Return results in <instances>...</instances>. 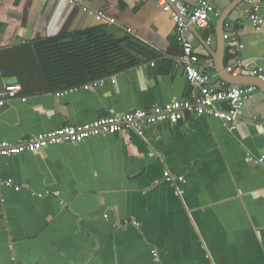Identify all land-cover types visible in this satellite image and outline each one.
Segmentation results:
<instances>
[{
    "label": "crops",
    "instance_id": "obj_1",
    "mask_svg": "<svg viewBox=\"0 0 264 264\" xmlns=\"http://www.w3.org/2000/svg\"><path fill=\"white\" fill-rule=\"evenodd\" d=\"M180 1L195 9L204 0ZM207 1V27L180 35L176 9L157 0H0V92L22 87L0 106V143L194 99L199 89L177 61L182 39L215 89L255 88L234 129L190 112L143 136L0 156V264H152V250L160 264H264V84L252 75L264 71V0ZM257 6L261 25L249 18ZM103 26L143 46L135 64L88 89L50 90L36 42Z\"/></svg>",
    "mask_w": 264,
    "mask_h": 264
},
{
    "label": "built area",
    "instance_id": "obj_2",
    "mask_svg": "<svg viewBox=\"0 0 264 264\" xmlns=\"http://www.w3.org/2000/svg\"><path fill=\"white\" fill-rule=\"evenodd\" d=\"M157 3L165 12H171L173 9H176L173 14V20L180 35L184 34L188 25H194L201 29L206 28L209 15L213 11V7L207 0H204L200 7L195 9L187 7L180 0H157ZM84 10L88 12L87 9ZM258 11L259 7L257 6L250 13L249 18L254 23L261 25L263 19L258 15ZM96 18L98 20L105 19L103 13H97ZM110 22L113 21L110 20ZM182 41V55L177 61L179 65L184 67L188 80L199 89V93L194 99L173 101L149 110H136L125 114H119L115 110H110L106 116L81 127H63L46 133L41 137L26 140L18 144L0 143V156L11 157L26 152L33 153L50 145L76 144L99 135L120 134L128 130H134L140 136H143V130L146 126L164 122L177 124L185 120L186 113L190 112L199 116L207 115L215 117L223 121L231 129H234L231 125L241 113L249 93L254 91L255 88L231 87L224 91L215 89L210 84L209 75L197 67L200 58L195 53L192 43L188 39H182ZM232 44L235 47L238 46L237 42H233ZM239 69L240 66H238V72ZM252 75L264 84V71L262 69L254 70ZM85 88L88 89L89 85H85ZM21 92L22 87L20 85L5 86L0 92V106H5L8 98H14ZM21 99L22 101L27 100L26 97H21ZM221 103H226L227 108L221 109ZM258 161L264 163V157H261ZM165 179L170 183L177 181V178L173 177L170 173H165ZM0 181L2 180L0 179ZM5 184L12 185L10 181H6ZM152 257V264H160L157 250H152Z\"/></svg>",
    "mask_w": 264,
    "mask_h": 264
},
{
    "label": "trees",
    "instance_id": "obj_3",
    "mask_svg": "<svg viewBox=\"0 0 264 264\" xmlns=\"http://www.w3.org/2000/svg\"><path fill=\"white\" fill-rule=\"evenodd\" d=\"M35 47L52 91L84 86L121 72L135 64L133 48H143L132 38L116 39L105 26L39 40Z\"/></svg>",
    "mask_w": 264,
    "mask_h": 264
}]
</instances>
